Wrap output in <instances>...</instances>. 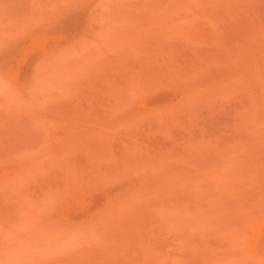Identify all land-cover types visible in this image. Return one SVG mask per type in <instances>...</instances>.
I'll return each mask as SVG.
<instances>
[{
	"label": "rangeland",
	"instance_id": "374dc122",
	"mask_svg": "<svg viewBox=\"0 0 264 264\" xmlns=\"http://www.w3.org/2000/svg\"><path fill=\"white\" fill-rule=\"evenodd\" d=\"M0 264H264V0H0Z\"/></svg>",
	"mask_w": 264,
	"mask_h": 264
}]
</instances>
